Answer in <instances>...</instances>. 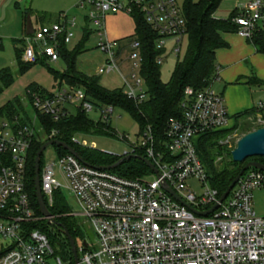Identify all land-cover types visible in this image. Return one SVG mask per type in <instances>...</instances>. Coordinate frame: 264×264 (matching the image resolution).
I'll return each instance as SVG.
<instances>
[{"label": "built area", "instance_id": "2783aa9c", "mask_svg": "<svg viewBox=\"0 0 264 264\" xmlns=\"http://www.w3.org/2000/svg\"><path fill=\"white\" fill-rule=\"evenodd\" d=\"M75 6L84 10L85 19L95 28L97 47L105 56L98 74L116 72L124 95L141 101V79L132 71L124 77L118 69L123 48L118 41L106 38L105 14L129 15L133 8L139 10L157 36L154 45L160 53L155 62L160 64L165 40L174 39L172 52L177 55L185 36L181 7L175 0H78ZM231 22L234 32L245 39L257 29L264 30V0H238ZM73 26V19L67 22L60 13L54 23L33 27L32 33L21 39V60L35 63L43 57L55 62L58 48L69 41ZM127 47L131 69H139L138 42L131 40ZM211 82L199 89L184 87L179 117L166 122L161 139L145 126L137 131L130 152L123 153L141 151L155 172L147 167L149 173L127 178L111 169L85 165L68 152L43 163L38 171L42 198L51 204L53 192L61 188L56 180L61 171L78 207L71 214L92 227L93 245L87 238L75 242L77 264H264V216H256L251 203L253 190L264 187V172L246 170L215 209L207 215L198 214L217 203L220 195L209 182L198 140L232 124L223 98L212 90ZM27 95L32 109L52 120L67 113L66 105L74 104L86 114L95 111L96 120L109 124L115 109L94 106L81 89L56 86V82L52 91L28 90ZM254 107L256 121L264 126V100ZM33 132L32 126L20 125L15 118H0V264H64L54 255L46 234L30 226L45 221L34 214L25 185L26 155ZM54 133L50 131L47 137ZM71 141L79 144L75 136Z\"/></svg>", "mask_w": 264, "mask_h": 264}, {"label": "trees", "instance_id": "16d2710c", "mask_svg": "<svg viewBox=\"0 0 264 264\" xmlns=\"http://www.w3.org/2000/svg\"><path fill=\"white\" fill-rule=\"evenodd\" d=\"M218 3L219 0H197L196 2L183 0L181 14L185 26L186 46L183 56L175 61L167 82H162L160 80L158 71L159 64L155 62V59L160 53V50H157L154 45L157 36L145 22L139 10L136 8L132 9L129 15L133 22V38H127L128 40H126L125 47H127V42L131 40H135L139 44V55L141 57L139 77L145 86L146 95L145 98L143 96L141 101L127 98L120 87L105 88L101 86L98 75H87L79 71L76 67L75 60L79 53V48H82L81 43L72 51H67L65 45L60 44L58 54L59 58H61L64 63V69L62 72H52L56 86L81 89L86 100L94 106L111 105L114 108L120 109L127 113L136 123L138 131L142 130L145 126H149L152 135L157 139H161L166 122L169 119L179 117L180 111L178 103L182 97L184 87L189 86L193 89H199L207 86L211 82L215 72L214 50L226 47L227 45L222 40L220 34L235 31V25L231 22L232 12L226 19L216 18L214 16V10ZM29 13H31L30 8L24 11V16ZM43 16L44 14H38L39 18ZM85 21L87 22L86 19ZM84 34H86L85 31ZM246 40L253 46L255 52L264 55V30L257 29L253 31L251 37ZM13 43L20 44L19 48L14 47V58L18 72L21 73L26 70L30 64L34 63H26L21 60V39H15ZM38 61L44 62V58L38 57L36 62ZM12 81L13 77L9 68H1L0 93L4 88L9 86ZM248 84L262 86L264 82L256 78H250ZM27 89L29 91L36 90L40 93L46 92L36 85H31ZM26 98L28 100L27 104L30 105L27 93ZM18 100L19 99L14 98L0 105V118L8 120H13L15 118L18 124L29 125L34 129L26 155L25 185L34 214L39 215L40 212L36 204L33 190V158L36 150L43 141L48 139L63 141L72 147L83 161L91 165H110L119 157H110L99 150L82 146L71 141V137L78 134L111 133L108 123L89 119L87 114L74 104L66 105L65 109L67 113L59 116L56 120H52L48 114L34 111L30 106L31 116L33 117L32 121L28 116L29 111L24 108ZM252 112L255 114V107L233 116V119L246 116V114ZM52 130L55 133L51 138H48L47 136ZM225 132L226 129L212 132L201 136L198 140V149L202 159L205 158L211 170L209 182L212 187L217 189L219 194L224 191L237 173L232 170L234 167L232 163L234 162L231 160L219 167H213L212 165L213 151L211 149L215 148L218 150L221 148L216 140ZM42 135L46 137L45 140H41ZM52 146L56 149L57 156L66 153V151L60 147L55 145ZM135 155L142 157L141 151H135ZM252 158L259 157H251L246 160L248 161ZM241 164L243 165L244 161ZM38 165L40 170V159ZM111 170L127 178H136L149 173L147 166L136 158L123 160ZM43 201L52 216L54 224L49 225L46 224V221H40L38 224H30V226H36L43 231L49 242H52V240L56 241V245L60 248L59 252L61 257L57 256L64 264H73L68 242L62 235L60 229L65 230L73 239L74 243L77 242L78 239H85L86 236H84L79 223H77V220L71 214V210L68 209L59 190L53 192L50 205L47 204L44 197ZM78 256L79 253H77V257Z\"/></svg>", "mask_w": 264, "mask_h": 264}, {"label": "rangeland", "instance_id": "374dc122", "mask_svg": "<svg viewBox=\"0 0 264 264\" xmlns=\"http://www.w3.org/2000/svg\"><path fill=\"white\" fill-rule=\"evenodd\" d=\"M77 1L78 0H20L15 3L16 0H10L8 7H10L11 10L16 11L17 14L24 13L26 9L30 8L31 11L34 12L45 11L50 12L51 15L56 14V17L58 14L63 13L66 16L67 22L73 19L74 26L69 28L71 37L65 44V49L67 51H72L77 45L80 43L82 44V48H79V53L77 54L75 60L77 69L87 75H98L100 85L105 88H121L122 81L116 72L104 74L100 71L98 74V69L104 63L105 56L97 47V36L94 32L95 28L92 24L85 21L84 10L75 6ZM191 1L196 2L197 0ZM175 2L179 7L183 4V0H175ZM236 2H238V0H219V3L214 10V16L221 19L228 18L231 15ZM104 21L106 32L110 37L111 35L113 36V33L116 31L123 30L124 32H128L122 37V39H118L120 48L124 47L121 52L120 60L117 61L118 69L121 75L127 77L132 71L135 73L137 78H140L139 69H131V63L126 59L130 53V49L125 47L126 40H128L127 38H133V22L131 16L123 12H106ZM32 23L35 24L34 21H32ZM84 31L86 34H84ZM121 34L125 33L122 32ZM17 36H19V34L9 35V37L3 36L2 45L0 47V69L4 67L9 68L13 77L12 83L4 88L0 93V105L13 100L14 98L19 99V103L29 111L28 116L33 121V117L31 116V107L27 104V88L31 85H36L47 92L52 91L55 87V80L53 79L52 72H62L64 69V63L61 58H58L55 62L45 60L44 62L38 61L34 64H30L26 70L19 73L15 64L14 47L19 48L20 44L13 43L14 38L21 39L20 36ZM174 46L175 44L173 38L165 40V50L160 55L161 62L158 66L159 78L162 82L168 81L175 61L183 56L186 46V36H183L180 41L179 52L177 55L172 52V48ZM212 88L215 90L216 85L215 87L213 85ZM140 89L145 98V86L142 81L140 83ZM253 98H255V100H262L264 99V94L255 93L253 94ZM262 115L264 116V111L262 112ZM87 117L91 120H96L97 113L92 110L87 113ZM258 127L261 126L256 121L254 112L246 114V116L233 119L231 126L227 128L226 132L216 140L217 144L220 145L221 148L218 150L215 148L211 149L213 151V167H219L222 164L228 163V161L231 160L230 151L236 140L243 134ZM109 129L111 133L78 134L75 135V138L79 144L99 150L110 157H121L123 153L130 152L131 148L135 145V142L138 139L136 136L138 127L130 116L122 110L115 108L109 121ZM45 138V136H41V140H45ZM55 156L56 149L52 145L47 146L44 148L39 158L40 165L42 166L43 163L47 161H54ZM203 159L207 171L211 174V170L205 158ZM250 160H256L264 164L263 157L252 158ZM232 166H234L232 170L238 172L242 167V164L232 163ZM147 178L151 179L150 177ZM56 180L61 186L60 194L68 209L71 211H77L78 207L76 202L70 192L66 189L68 181L61 171H58ZM191 184L196 191L197 188H195V183L191 182ZM251 203L255 215L264 216V187L253 190ZM73 217L77 220V223H79L84 236H86L87 240L93 245L95 243V236L90 223L82 222V218L80 216ZM50 244L53 245L52 249L54 255L60 256V248L56 245V241L52 240V242L50 241Z\"/></svg>", "mask_w": 264, "mask_h": 264}, {"label": "crops", "instance_id": "0c3cea01", "mask_svg": "<svg viewBox=\"0 0 264 264\" xmlns=\"http://www.w3.org/2000/svg\"><path fill=\"white\" fill-rule=\"evenodd\" d=\"M10 0H0V40L2 45L3 36L17 35L20 38L24 34V13L17 14L8 7ZM17 3V1L15 2ZM29 5V4H28ZM16 9V7H15ZM44 14L38 17V14ZM32 27L39 24H51L57 19L56 14L50 12H34L28 14ZM105 19V17H104ZM35 22V24L32 23ZM9 28V29H6ZM126 28V27H125ZM103 30L108 40L122 39L128 32L116 31L113 36L106 32L105 21ZM126 30V29H125ZM129 31V30H128ZM125 34H121V33ZM17 36V37H19ZM226 47L214 50L215 75L211 82V88L215 87L216 93L223 98L227 114L230 116L229 124L233 123V116L250 110L260 99L255 100L253 94H264V85H249L250 78H256L264 82V55L255 52L253 46L243 37L235 32L220 34ZM113 37V38H112ZM19 39V38H14ZM264 110H262L263 112Z\"/></svg>", "mask_w": 264, "mask_h": 264}, {"label": "water", "instance_id": "95a60500", "mask_svg": "<svg viewBox=\"0 0 264 264\" xmlns=\"http://www.w3.org/2000/svg\"><path fill=\"white\" fill-rule=\"evenodd\" d=\"M33 30V27L30 22V17L28 14L25 15L24 19V34L28 35L31 34ZM50 145H55L57 147H60L61 149L65 150L66 152L72 154L78 161L81 163L92 166L98 169H112L118 164H120L123 160L129 159V158H136L141 160L150 170L155 172V168L153 165L145 158L138 157L135 154H126L121 157H119L114 163L110 165H91L81 159V157L78 155V153L69 145L64 143L63 141L57 140V139H48L43 141L39 148L36 150L34 158H33V190H34V196L36 200V204L38 207V210L40 212V215L45 218L46 224L53 225L54 221L51 218V214L46 208V205L44 204L40 189H39V181H38V170H39V157L44 148ZM251 157H264V126L258 127L252 131H249L245 134H243L241 137H239L233 148L230 151V158L231 161L234 163H242L244 161V164L240 168V170L236 173V175L233 177V179L229 182L227 187L224 189L222 193H220L217 203H214L209 209L199 212V215H207L209 214L213 209L217 207V204L221 202L225 196L228 194L231 187L235 184L237 179L241 176V174L248 168H254L257 170H260L264 172V165L254 161V160H248L245 161L248 158ZM165 190L174 196V193L169 188L165 187ZM62 235L66 238L69 250L71 252L72 260L74 264H77V253H76V247L73 239L68 235V233L60 229Z\"/></svg>", "mask_w": 264, "mask_h": 264}]
</instances>
